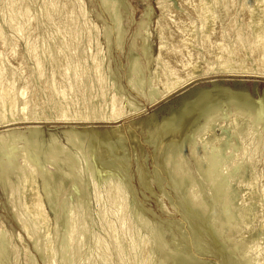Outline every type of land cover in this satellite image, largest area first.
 <instances>
[{
	"label": "bare ground",
	"instance_id": "1",
	"mask_svg": "<svg viewBox=\"0 0 264 264\" xmlns=\"http://www.w3.org/2000/svg\"><path fill=\"white\" fill-rule=\"evenodd\" d=\"M164 1L165 0H158L157 2L161 11L165 9L167 5L166 1V4ZM105 2L106 0L102 3L105 4ZM233 6H237L240 12H245V14L248 15L247 20L243 22L240 19H234L235 17H232V19L229 13L230 8ZM123 8L124 5L122 9ZM218 8H221L222 11H224L222 17L223 19H220L219 17ZM125 12L127 11H123V13ZM143 24V20H141L138 24L141 29ZM217 24L219 26H216ZM114 25H118V27L116 26L117 28L121 27L119 26L120 20L119 24ZM116 27V31L122 29V27L121 29H117ZM99 30L100 27L89 18V13L81 0H0V151L2 149H6L2 146H4L5 143L7 144V141L10 142L9 144L13 143L15 146H13V149L9 150V153L8 150H5L6 153L5 151H1L0 153V157L2 158L1 163L3 162L2 166L4 170H0L4 172V174L0 176V186L5 191V199H7L8 205L11 207L13 221H15L18 227L21 228V232L25 234L28 240L33 243V247L38 249L40 246V251H38L43 255L44 261L42 264H53L55 263L54 261H57V258L56 260L54 259V251L56 249L53 251L55 247H52V243L54 244L55 242H52L53 232L51 229L54 226L56 227L57 224L60 226V223H57L60 219L58 220L55 218L58 221H54V223L51 222L45 209L41 192L46 194L45 192L48 193V190L51 189L58 191L62 189L67 190V188L69 190L77 189L78 191L80 189L81 191L82 189L84 191L86 188H90L92 190L93 200L96 207V216L100 230L103 234L102 237L98 235H91L92 238H88L90 240L86 239L89 243L91 241L90 246L87 243L90 248V255H88L89 257L87 256L88 258L84 254V256L81 255L82 258L86 257V259L84 258L85 260L80 262V264H159L156 260L155 261L157 263H154L152 261L154 260L152 259L153 257L150 256L151 248L149 249V246L151 244L149 245L148 242L150 238L152 239V237L150 235L148 236L149 238L139 236L138 231L134 227L135 225L133 226L130 220L128 208L129 204L127 202V195H125L126 187L120 179L123 174V170L121 167H118L120 166L119 163L118 166H116L105 161L106 158H108L107 154L112 153L114 148L110 146L113 148L111 150V148L107 146L109 148L107 150V148L103 147L102 142V146L95 144L91 150L93 152V159L90 158L89 160V157H86L87 155L84 156L88 150H84L86 153L82 152L84 153V155H82V153H80L82 150H77L81 148H75L76 144L78 145L76 146L79 147L78 143H80V141L78 143L76 142L75 145L73 142L76 140L85 141L93 138L98 139L99 137L103 139L122 138V133L125 130L128 132L130 126H139L141 124L147 125L153 120L154 113L147 114V117L144 119L139 118L135 120V118H133L141 114L147 105H153L162 97H166L183 85L188 84L189 82L193 83L198 79H207V84L196 85L194 90L192 88L195 93L193 94L194 97L192 96L193 100L189 103L187 101H185V103L183 100H185L186 97L182 99V96V101L180 100V102L175 104L177 105V108L174 110L171 108L169 110L171 114H168L170 117L167 115L168 117L164 118L161 124V127L171 130H168L169 132L166 130L168 134L165 141H168L169 144L174 143V141L175 143H178L177 139L179 141L181 139L185 140L189 136L192 127H195V125L199 123V119H201L204 112L202 111L203 113H198L197 111L203 108V110H205L207 107L206 110L208 109L207 112H209L210 115L208 114L209 116L207 115L205 118H202L203 122L201 124L199 123V128L196 125L198 132L195 136H193L194 138H192V141L194 143L196 142L198 147L196 149L188 148L184 153L177 152L176 155L175 153H172L173 149L167 151L166 147L163 150H166L167 153L165 155H161L162 157L164 155V158L163 162L160 164H162V168L166 167V171L172 178V182L175 183V186L177 185L179 187L181 185V181L186 179L183 175L184 169L182 168V170L180 168L179 170L177 169L172 171L169 166V164H171L170 162L172 159L174 161V157L176 158L177 156V162L179 163L182 162L183 159L190 160L194 163L198 179L197 182L194 180L196 185H192V187L189 186L187 193L185 191L184 193L185 197H187L186 200H188L189 206L191 204L193 210H198L193 212H195V214L200 212L199 214L204 215L206 218L207 213H205V206L203 207L205 203L202 204V194L200 195V193H202V189L207 190V198L211 199L207 200H214L215 202V199L213 198V193L215 195V192L212 190L213 186L209 187L201 180L203 175L198 168L200 165L201 167H204V170L206 168V165L204 166L203 162V158L205 157L204 155L222 158V160L230 159L231 163L227 164L225 169H231L233 167L236 169L237 176L234 179L232 177V179L227 182V187L223 186L225 189L227 188V191L226 194H224L225 200H222L224 201L222 202V207L224 206L229 211L231 210L233 212V218L228 227H223V219L218 216L213 217L212 219L210 218V221H208L209 218H207V220L204 218L211 226V231L209 233H214L212 235L215 236V238L213 237L214 241H212V244L217 245L216 247L219 249V247H221L220 245L223 244L221 243L219 245L220 239L227 240V242L231 241V243L233 242V244L238 247L240 257L243 258V260L246 259V263L264 264V183L259 184L260 180L264 181V118H261L263 115H260L259 118L261 119H257V117L255 118V113L253 112L255 109L259 112L264 110V86L259 90L255 83L253 86V92H256L257 96L256 98H252L251 96L248 98L249 102L253 104V109L255 107L253 110L250 108L251 104H249V109L252 110L251 113L253 112L251 116L254 115L253 117L250 118L249 113V116H244L243 111L241 112L240 109L241 106L235 108L237 107L235 104L240 105L241 102L243 104L248 97V93L246 92L248 86L243 84L239 78H264V0H199L197 23H191L190 26H184L182 28V46L174 49V52H176L175 54L178 53L181 56L180 71H182L185 77H180L177 73L178 71L172 68L167 61L160 63L156 59L155 62L157 63L155 68H153L154 70L149 71L150 69L147 68V66L141 65V67L139 66L140 74L134 72L136 68L134 66V61H136L135 58L137 59L138 57H136V51L142 47L144 49V46H148L149 33L145 30L143 31L144 35L141 37L140 43L131 40L132 42L130 41L131 43L127 45V56L128 59L131 60L132 64L129 65L130 67L127 66L128 71L124 80L125 84H122L120 79H118L117 76L116 78L112 72L110 56L114 50L123 52L126 43L122 41L125 39H122L121 37H124L125 35L124 33L121 34L122 36L119 34V37L117 36L118 39H115L117 40L115 43L110 42V40L108 41L109 38L102 42L101 38H99ZM134 34H136V32H134ZM139 34L138 36L140 37ZM166 41L167 40L164 41L160 38L158 48L160 51L165 48ZM14 62L15 65H13ZM135 63H137V61ZM145 71L148 72V76L145 75ZM225 78L230 80L225 81ZM144 86L148 87V92L146 93L142 92ZM157 86H161V90L157 88ZM129 90L139 94L140 97H144L143 99L146 101V105L140 104L139 102L137 103L133 97H131ZM228 95H230L229 100L231 102L234 98H238L241 102L237 100L236 102L238 103H235L233 101V104L235 105L233 109L230 108L231 102L229 101L226 109L220 112L221 109L219 106L222 108V101L223 99H226ZM231 96L236 97L231 99ZM175 101H177V99ZM225 101L226 100H224V102ZM249 102L247 101L243 105L247 107L248 104L246 103ZM220 103L222 105H220ZM161 118L162 117L159 118L160 123ZM254 118L256 120L253 121ZM154 120L156 121V118H154ZM160 123L155 124L158 126ZM176 124H178L179 127ZM174 125H176V127ZM172 128L174 129L173 132ZM176 128H178L177 131L175 130ZM146 129H148V127ZM162 130H160V133ZM156 131L154 132L156 133ZM128 133V136H131L130 132ZM148 133L149 131L147 134ZM155 133H153V135ZM158 134L159 131L155 137L150 133V137L152 135L153 139L154 137L156 138V140H150L152 137L149 139L152 142L154 141L152 144H154L155 141H158L157 138H159V140L162 138V136L157 137ZM147 136L149 137V134ZM191 136L188 138L190 139ZM135 137L131 136V138H129L131 139V147L129 148H131L132 152L135 151V153V149L143 151L140 147L144 143H138L137 137L136 139ZM97 139L96 141H98ZM118 140L119 139H117V141ZM149 140H145V142H147L146 144L149 143ZM20 141H26L28 142L27 144L32 142L34 147L38 144L37 142H39L42 145V149H39L38 151V149L35 150L36 148L34 147L32 149L25 147L30 144L21 146L17 144ZM120 141L122 142V139ZM186 141L184 143H186ZM188 141H191V139ZM119 142L117 144H119ZM35 143L37 144L35 145ZM165 143L162 144V147L166 145ZM114 144H116V141H114ZM125 144L126 143H124V145ZM169 144H167V146ZM122 145L123 144L120 146ZM149 145L151 144L149 143ZM120 146L118 148H120ZM170 146L168 150L171 148ZM122 147L124 148L125 146ZM158 147H160V144ZM172 148L176 149L175 147ZM82 149L84 148L82 147ZM85 149H87V147H85ZM126 149L124 151H126ZM74 150H77V152L80 151L79 154L81 155L75 156L73 153L76 151ZM123 150L121 149L120 151L124 152ZM156 150L158 149L156 148L155 151ZM117 151H119V149L116 151L114 150V152ZM120 151L116 154L120 155V153H122ZM158 152L155 153L158 155ZM161 153L162 152H160V154ZM112 158L115 159L117 157L115 156ZM112 158L110 160H112ZM153 158L155 160L157 156H154ZM206 159L207 158H205V160ZM124 161L123 164L125 163ZM108 162L110 161L108 160ZM127 162L129 161L127 160ZM114 163H117V161ZM173 165L174 164H172V166ZM222 166L224 165H221V167ZM124 167L122 168L124 169ZM181 167L183 166L181 165ZM3 172L0 173L2 174ZM144 173L145 172H139V183L147 187L149 186V183L148 180H146ZM218 175L220 176L221 174L219 173ZM227 175L225 177H227ZM243 176H245L244 180L242 179ZM186 177L188 179L189 176L186 174ZM193 179L194 178L192 177L191 180ZM215 182L217 181L215 180ZM189 183L190 182L188 181V183L185 184L188 185ZM160 184L158 186H160ZM220 187L222 186H219V188L217 187L218 190L221 189ZM238 188L242 189V192H238L240 200L237 208H232L234 202L232 199L237 191H239ZM179 189H181V187ZM57 191L53 192L58 194L59 191ZM67 192L70 191H66V195H68ZM219 192H221V190H219ZM50 193L53 194L52 192ZM184 193L182 194V197H184ZM221 193L223 194L224 192ZM81 194H84V192ZM48 195L50 197V194ZM65 198L67 197L65 196ZM54 199L55 198H50L49 200ZM45 201L46 204H48V201ZM49 202L52 203V201ZM61 202L65 201L62 200ZM214 202L210 203L214 205ZM220 202L221 201H219V203ZM185 203L187 204V202ZM76 204L79 203L76 202ZM71 206L72 205L70 204V207ZM207 207L210 209L209 206ZM222 207L220 206V209L223 210L224 207ZM56 208H58V206ZM77 208H71L68 210V207L67 215L64 214L65 218H62L60 214V221L64 220V223L67 226L64 235L61 234V236L58 232L59 230L57 231V234L63 238V241L60 239L62 242L61 244H64V247L59 244L63 247L59 251L60 255L58 257V261L60 264H67L66 261L70 262V257L72 258L74 256V253L71 252V249L73 251V248L71 247H73V245L78 246L73 244V242L79 241V239L75 238L76 233L79 232L78 228L80 225L85 223L83 221V223L80 224L82 219L80 220L81 214L79 215L78 212L81 209H78L79 211L77 212ZM61 211L64 213L63 210ZM208 212H211L212 214V211L209 210ZM184 215H186V213ZM212 215L215 214L213 213ZM224 215L226 218V214ZM83 216L86 221L85 215ZM188 216L189 213H187V218H190ZM192 217L194 218L193 215ZM141 218L143 219L144 217ZM225 220L226 219H224V221ZM190 222H194V220ZM62 225L64 226V224ZM63 226H61V228H63ZM85 226H87V223ZM84 227L81 230L84 231L82 234L83 239L85 238L83 235L86 230ZM182 231L185 232L184 230ZM207 231L209 230H206V232ZM192 232L194 234V231ZM81 233L82 232H80V234ZM150 233L151 232L148 234ZM55 235L56 232L54 230V236ZM177 235L179 236V234ZM78 236L79 235H77V237ZM164 236L162 234V237ZM216 236H219V238ZM154 237L155 240H157L156 234ZM261 237L262 239L260 240ZM83 239L82 241L85 240ZM180 239L181 237L178 240ZM167 240L170 241V239ZM183 240H185V238H183ZM157 241H155V244L154 242L152 243V246H154V249L151 251L152 254L155 255V250L157 254L160 253L161 257L159 259L162 260L163 264H166L169 257L170 259L175 260L179 254L175 255L174 258L171 256L175 253L169 256V253L165 252V248L162 245H159L161 242L164 244V240L159 244V241ZM8 242L9 238L6 237L5 230L0 228V263L16 264V257H14L15 249L10 248L9 246L11 243H9V245ZM177 242L178 241L175 243ZM81 243L83 242H80V244ZM170 243L171 242H169V246L171 245ZM185 246H183V252H185ZM202 246H200V248H202ZM8 247L10 250H8ZM171 247L173 246L171 245L170 248ZM175 248L176 247L173 249L174 251L178 250H175ZM198 248L199 247H197V249ZM203 249L202 251H204ZM167 250L169 251V249ZM208 252L209 250L207 253H204L208 254ZM170 253H172V251ZM57 254L55 255L57 256ZM63 254L67 256H64ZM76 254H78V252ZM183 254L185 255V253ZM77 256L75 255L76 258ZM65 257H67V260ZM180 257L182 256L177 258ZM187 257L188 256L185 258ZM177 258V261L180 259L182 261V258L184 257L180 259ZM188 258L190 259L191 256ZM184 260L182 262H184ZM186 261L187 260H185V262ZM173 262L174 261L172 260V263Z\"/></svg>",
	"mask_w": 264,
	"mask_h": 264
},
{
	"label": "rangeland",
	"instance_id": "2",
	"mask_svg": "<svg viewBox=\"0 0 264 264\" xmlns=\"http://www.w3.org/2000/svg\"><path fill=\"white\" fill-rule=\"evenodd\" d=\"M104 1L105 0H101V2H100V0H81V2L83 3V5L85 6V8H86V10H87V12L89 13V18L96 24V25H98L99 27H100V30H99V38H101V41L102 42H104V40L105 39H108V41L110 40V42H112V43H115V41H117V40H115V39H118V37H119V34H120V36H122L121 34H123L124 33V37H121L122 39H125V40H122V41H124L125 43H126V45H125V48H124V50H123V52L122 51H117V50H114L113 52H112V54H111V56H110V61H111V65H112V72L114 73V76L116 77H118V79H120V82L122 83V84H125V82H124V80H125V77H126V74H127V71H128V67H130L129 65L130 64H132V62H131V60H129L128 59V56H127V45L129 44V43H131L132 41H134V42H137V43H140V41H141V37H143V35H144V32L143 31H145V30H147L148 31V33H149V38H148V46H144V49H143V47L141 48L140 46H138L139 48H141V49H139V50H137L136 51V53L135 54H137L136 55V57H137V59L135 58V60L137 61V63H135L136 61H134V66L137 68V66H138V68L136 69L135 68V70H134V72L135 73H139L140 72V68H139V66L141 67V65H143V66H147V68H149L150 70L149 71H152V70H154L153 68H155V66H156V63L157 62H155L156 60L157 61H159L160 63L162 62H168L169 63V65L172 67V68H174L176 71H178L177 73L180 75V77H185V75L182 73V71H180V61H181V56H180V54H175L176 52H174V49H176L177 47H179V46H182V44H181V39L183 38V34H182V28L184 27V26H190V24L191 23H194V24H196L197 23V20H198V5H199V0H165L166 1V3H167V5H168V3H169V5L167 6L166 5V8L165 9H163L162 11L159 9V7H158V5H157V2H158V0H106V2H105V4H103L104 3ZM114 1V2H113ZM165 1H164V3H165ZM103 2V3H102ZM106 3H107V5H106ZM165 3V4H166ZM173 3V4H172ZM118 4V5H117ZM101 5V6H100ZM111 5V6H110ZM123 5H124V8L122 9V7H123ZM109 6V7H108ZM122 6V7H121ZM111 7V8H110ZM112 8H115V9H112ZM126 8V9H125ZM180 8V9H179ZM107 9V10H106ZM130 9H131V11H130ZM106 10V11H105ZM167 10V11H166ZM123 11H127V12H125V13H123ZM116 14H115V13ZM145 12V13H144ZM218 12H219V17H220V19H223L222 17H223V14H224V11H222V9L221 8H218ZM130 13H131V17H130ZM147 13V14H146ZM238 13V14H237ZM98 14V15H97ZM119 14V15H118ZM144 14H146V15H144ZM144 15V16H143ZM229 15L231 16V18L233 17H235L234 19H240L241 21H245V20H247V17H248V15L247 14H245V12H243V11H239V8L237 7V6H233V7H231L230 8V13H229ZM99 16V17H98ZM101 16V17H100ZM109 17V18H108ZM112 18H114V19H112ZM232 18V19H233ZM111 19V20H110ZM126 19V20H125ZM119 20H120V25L119 26H121L122 27V29H121V27H119V28H117L118 27V25H114V24H119ZM141 20H143V22H144V24H143V26H142V29L139 27V22L141 21ZM190 20H192V21H190ZM116 21V22H115ZM117 21H118V23H117ZM151 22V23H150ZM196 22V23H195ZM134 23V24H133ZM138 25V26H137ZM109 26V27H108ZM114 26V27H113ZM117 26V27H116ZM216 26H219L218 24L216 25ZM115 27L117 28V29H121V30H117L116 31V29H115ZM137 28H138V30H139V33H138V30H137ZM111 29V30H110ZM114 30H115V33H114ZM119 31H121V32H119ZM123 31H125V32H123ZM108 32H109V34H108ZM119 32V33H118ZM134 32H136V34H134ZM105 33H106V35H105ZM114 33V34H113ZM107 34H108V36H107ZM127 34V35H126ZM138 34L140 35V37L138 36ZM161 34V35H160ZM151 35V36H150ZM110 36V37H109ZM112 36V37H111ZM118 36V37H117ZM134 36V37H133ZM138 36V37H137ZM107 37V38H106ZM116 37V38H115ZM133 37V38H132ZM137 37V38H136ZM160 38H162L164 41L165 40H167L165 43V48L164 49H162L161 51L158 49L159 48V43H160ZM136 39V40H135ZM132 40V41H131ZM131 41V42H130ZM142 49H143V53H142ZM148 49V50H147ZM147 50V51H146ZM122 52V53H121ZM135 52V51H134ZM183 53V52H182ZM126 55V56H125ZM158 56V57H157ZM183 56H185V55H183ZM112 57V58H111ZM186 57V56H185ZM134 58V57H133ZM128 59V60H127ZM156 59V60H155ZM146 60H148V61H146ZM129 62H131V63H129ZM129 63V64H128ZM126 66H125V65ZM178 64V65H177ZM13 65H15V62L13 63ZM123 65H124V67H123ZM137 65V66H136ZM128 66V67H127ZM120 69V70H119ZM139 69V70H138ZM140 74V73H139ZM145 75L146 76H148V72L147 71H145ZM119 76H120V78H119ZM116 77V78H117ZM122 79V80H121ZM225 81H229L230 79H224ZM239 80L243 83V84H245V85H247L248 86V88H247V93H248V97H247V99H246V101H244V103L243 104H245V102H249V96H251L252 98H256V96H257V93L255 92H253V86H254V84L256 83V85L258 86V88H259V90L264 86V78H253V77H245V78H239ZM207 79H198V80H196V81H194L193 83L192 82H189L188 84H185V85H183L182 87H180L179 89H177V90H175L173 93H171L170 95H168V96H166V97H162L161 99H159L157 102H155L153 105H147L146 107H145V109L143 110V112L141 113V114H139L138 116H135V117H133V118H135V120H137V119H139V118H142V119H144V118H146L147 116V114H153V116H154V118H156V121L154 120V118H153V120L155 121H151L149 124H147V125H145V124H141V125H132V126H130V129H129V131L128 132H130V135L131 136H136L137 137V142L138 143H140V144H143V145H141V147H140V149L142 148V150L143 151H141V150H139V149H135L136 150V153H135V151H133L132 152V150H131V148H129V147H131V145H130V142H131V139H129V138H131V136H128V132H126L127 130H125L123 133H122V138H110V139H103V138H101V137H99L97 140L98 141H96V139L95 138H93V139H88V140H85V141H81V140H76V141H74L73 142V144L75 145V143L77 142H79L80 141V143H78L79 144V147H77L76 145H75V148H81V149H77V150H82L81 152L80 151H78L77 152V150H74V151H76V152H71V153H73V154H75V156H80L81 154H79V152L80 153H82V152H84V153H86L85 155H84V153H82V155H84V156H86L89 160H90V158L91 159H93V152L91 151L92 150V148H93V146L95 145V144H98V145H100V146H102L103 145V147H105V148H107V150L109 149V148H111L110 146H112L113 148H114V150L116 151L117 149H119V151L122 149H124L125 147L127 148H125L126 149V151H124V152H122V151H120V152H122V153H120V155H118V154H116V153H118L119 151H117V152H114V150L112 151V153H109V154H107V157L109 158H106V160L105 161H107V163H110V164H112V165H116V166H118V163H119V165L120 166H118L119 168L121 167V169L123 170L122 172H123V174H122V176H121V182L122 183H124V185H125V187H126V191H125V195H127V202H128V208H129V217H130V220H131V222H132V224H133V226L135 227V229L138 231V234H139V236H143L144 238H146V237H148L149 235L152 237V239L150 238V240H149V249H150V256L151 257H153L152 259H154V260H152L154 263H159V264H163V262H162V260H160L159 258L161 257V254L160 253H158L157 254V252H156V250H155V255H153L152 254V249H154V246H152L153 244V242H154V244H155V241H157L158 242V244L161 242V241H163L164 240V244H163V242H161L159 245H162L165 249V252H167V253H169V256H171L173 253H175V254H173L171 257H173L174 258V256L175 255H178L177 257H179V256H182V257H184V258H182V257H180V258H182V261L185 259V260H187L188 261V263H187V261L185 262V260H184V262H182L181 261V259L180 258H177V259H180V260H178V261H180V262H178L177 260H176V258H175V260L174 259H170V257L168 258V261L166 262V264H248V263H246V259H244L243 260V258H241L240 257V252L238 251V247H236V245L235 244H233V242L231 243V241H228L227 242V240H219V245L221 244V243H223V244H221L220 246L221 247H219V249H218V247H216L217 245H214V244H212V241H214V238H215V236L214 235H212V234H214V233H209L210 231H211V226L209 225V223H207L208 221H210L213 217H219V218H221V219H223L222 220V223L224 224V226L223 227H228V225H230L231 224V220H232V218H233V212L230 210H228L227 208H225L224 206V208L222 207V202H224V201H222V200H225V195L224 194H226V191H227V188L225 189L224 187H227V185H228V183L227 182H229L230 181V179H232V177H233V179L234 178H236V176H237V172H236V169H234L233 167L231 168V169H225V166H227V164H230L231 163V161H230V159H223L222 160V158H216V157H213V156H207V155H204L205 157L203 158L204 160H203V162H204V166L206 167L205 168V170L203 169L204 167L202 166L201 167V165H200V167L198 168L200 171H201V173H202V175H203V179H205V180H203L202 178H201V180L204 182V184H207L209 187H212L213 186V188H212V190L215 192V195H214V193H213V198L215 199V202H214V200L213 201H208V200H211V199H208L207 197V190H205V189H202L203 191H201L202 193H200V195H201V200L203 201L202 202V204L203 203H205L204 205H203V207H204V209L206 210L205 211V213H207L206 214V218L204 217V215H200L199 213L200 212H197L198 214H195V212L196 211H198V210H193V208L191 207V204H190V206H189V204H188V200H186V198L187 197H185V193H184V191L187 193V189H189V186L190 187H192V185L194 186V185H196V183H195V181L197 182V171L195 170L196 168H195V165H194V163H192V161H190V160H186V159H183L182 160V162H177V160H178V158H177V156H176V158L174 157V161H173V159H172V161L170 162L171 164H169V166H170V169H172V171H174V170H179L180 168L182 169H184V178H186L185 180H183V181H181V185L178 187L177 185L175 186V183L174 182H172V178L169 176V174H168V172L166 171V167H164V168H162V164H160L161 162H163V158H164V155L167 153V151H170L171 149H173V152L172 153H175V155L177 154V152L178 153H181V152H185V151H187V149L188 148H191V149H196L197 147H198V144L195 142H193L192 140V138H194L193 136H195L196 134H197V132H198V128H199V123L201 124L203 121H202V118H205L208 114L210 115V113L209 112H207L208 111V109L206 110V108H205V110H203V109H199V111H197L198 113H201L202 111L205 113H203L202 114V116H201V119H199L200 121H199V123H197L196 125L198 126V128H197V126L195 125V127H192V130L190 131V133H189V136H191V141H188V140H190L188 137L184 140V139H181L180 141L177 139V142L178 143H175V141H174V143H171V141H170V143L172 144H169V142L168 141H165L166 140V138H167V134H168V132L169 131H171L170 129H165L164 127H161V124H162V120L164 119V118H166V117H168L171 113H170V109L172 108L173 110L174 109H176L177 108V105H175V104H177L178 102H180V100L182 101V99H184L185 97V100H183L184 102L185 101H187L188 103L189 102H191L192 100H193V94L195 93V91H193L194 90V88H195V86L196 85H203V84H207ZM226 83H228V82H226ZM144 89H142V92H144V93H146V92H148V87H143ZM157 88H159L160 90H161V86H157ZM192 88H193V90H192ZM146 89H147V91H146ZM129 92H130V95H131V97H133V99L138 103H140V104H145V100L143 99L144 97H140L139 96V94H137V93H135V92H132L131 90H129ZM188 92V93H187ZM190 93H191V95H190ZM253 93H254V95H253ZM139 97H138V96ZM191 97H190V96ZM183 96V97H182ZM193 96V97H192ZM138 97V98H137ZM181 97H182V99H181ZM230 97V95H228V99L226 98V99H223V101L222 100H220V101H222V103H223V105L220 103V105H222V108H221V106H219L220 107V112H222V111H224L225 109H226V106H228V104H229V98ZM234 97H236V96H234ZM233 96H231V99H233L234 98ZM177 99V101H175ZM191 99V100H190ZM235 99V98H234ZM233 99V101L235 102V103H238V102H236L237 100L239 101V99L238 98H236L235 100ZM179 100V101H178ZM189 100V101H188ZM224 100H226V101H228V102H224ZM231 102L230 104H231V106H230V108H233L234 109V107H235V105L237 106V107H235V108H238V106L240 107L241 106V112L243 111V115L245 116H249L248 115V113L250 114V118L251 117H253V116H251L252 115V113L254 112L255 113V118L257 117V119H263L264 118V110L262 111V112H259V111H257L256 109H255V107H254V109H253V104L252 103H246V104H248L247 105V107L245 106V105H243L242 104V102L241 101H239V102H241V104L243 105V107H242V105L240 104H233L234 102ZM186 103V102H185ZM213 103V102H212ZM218 103H219V101H218ZM228 103V104H227ZM225 104V105H224ZM249 104H251V106H250V108H252L254 111L251 113V109H249ZM146 105V104H145ZM215 105V104H214ZM167 106H168V108H167ZM170 107V108H169ZM164 110H163V109ZM166 108V109H165ZM249 110H248V109ZM246 109V110H245ZM162 110V111H161ZM168 112H167V111ZM161 111V112H160ZM164 111V112H163ZM172 111V110H171ZM155 112H157V113H155ZM170 113V114H169ZM157 114V115H156ZM165 114V115H164ZM169 114V115H168ZM168 115V116H167ZM208 115V116H209ZM258 115V116H257ZM260 115H263V116H261V118H259L260 117ZM152 116V117H153ZM162 117L161 118V123H160V117ZM217 116V115H216ZM170 117V116H169ZM218 117V116H217ZM253 119V121L254 120H256V119ZM220 119V118H219ZM204 120V119H203ZM125 122H127V121H125ZM124 122V123H125ZM160 123V125H158L157 126V124H159ZM155 123H157V124H155ZM155 124V125H154ZM152 125V126H151ZM177 126H178V124H176ZM176 125H174L175 127H176ZM145 126V127H144ZM151 128H150V127ZM148 127V129H146ZM161 127V128H160ZM175 127H173V128H175ZM179 127V126H178ZM155 128V129H154ZM156 128H157V131H156ZM162 128H163V130H162ZM172 128V129H173ZM133 129V130H132ZM149 129H151V130H149ZM153 129H154V131H156V133L153 131ZM158 129H160V130H162L161 131V133H160V130H158ZM177 129L178 128H176L175 130L177 131ZM166 132H165V131ZM135 131V132H134ZM149 131V137L147 136L148 134H147V132ZM151 131V132H150ZM159 131V134H158V136L157 137H159V136H162V138L164 139V141H163V139L161 140V142H160V140H159V138H157V142L155 141V143H156V145H155V143L154 144H152L153 142L152 141H150V140H156V135H157V132ZM174 131V129L172 130V132ZM175 131V132H176ZM195 131V132H194ZM128 133V134H127ZM150 133L153 135V133H155L153 136H155L154 137V139H153V136L151 135V137H152V139H150L151 137H150ZM147 134V135H146ZM161 134V135H160ZM125 137H126V139H125ZM136 137H135V139H136ZM145 137H146V139H145ZM101 141H100V140ZM117 139H119L118 141H117ZM122 139V142H124V143H126L125 145H124V143H122L120 140ZM126 141V140H128V141H124V140ZM150 139V140H149ZM103 140H104V142H103ZM112 140H114V141H116V144H114V141H111ZM145 140L146 141H148L149 140V143L151 144V145H149V143L148 144H146L147 142H145ZM188 142H187V141ZM110 141V142H109ZM120 141V142H119ZM186 141V143H184ZM26 142V141H25ZM24 141H20V142H18L17 144H19V145H21V146H25L28 142H26L25 143ZM101 142H102V145H101ZM119 142V144L121 143V144H123L122 146H125L124 148L122 147V146H120L119 144H117ZM128 142V143H127ZM158 142H159V144H160V147H158L159 146V144H158ZM166 144L164 147H162V144H164V143ZM173 142V141H172ZM190 142V143H189ZM10 142L9 141H7V144L5 143V147L4 146H2L6 151L8 150V153L10 152L9 150L10 149H13L15 146H14V144L13 143H11V144H13V145H11V144H9ZM23 145H22V144ZM25 143V144H24ZM38 143V144H37ZM37 143H35V147L32 145L33 143L32 142H29V144H27V145H29V146H25V147H29V148H36L35 150H37L38 149V151H39V149L41 150L42 149V145L39 143V142H37ZM83 143V144H82ZM110 143V144H109ZM194 143V144H193ZM9 144V145H8ZM40 144V145H39ZM89 144V145H88ZM105 144H106V146H105ZM113 144H114V146H113ZM157 144H158V146H157ZM167 144H169L168 146H167ZM176 144H177V147H176ZM179 144V145H178ZM11 145V146H10ZM128 145V146H127ZM130 145V146H129ZM153 145V146H152ZM171 145V146H170ZM9 146H10V148H9ZM14 146V147H13ZM31 146V147H30ZM40 146H41V148H40ZM92 146V147H91ZM109 148H108V147ZM120 146V148H118ZM169 146L171 147L169 150H168V148H169ZM38 147V148H37ZM82 147L84 148V149H82ZM85 147H87V149H85ZM116 147H117V149H116ZM167 147V151L165 150H163L164 148H166ZM172 147H175L176 149H174V148H172ZM8 148V149H7ZM113 148H111V150L113 149ZM153 148H157L158 150H159V152H158V150H156L155 151V149H153ZM182 148V149H181ZM90 149V150H89ZM181 149V150H180ZM233 149V148H232ZM232 149H231V151H232ZM5 150H1V151H5ZM86 150H88V151H85ZM130 150V151H129ZM179 150V151H178ZM233 150H235V149H233ZM1 151H0V153H1ZM6 151H5V153H6ZM141 151V152H140ZM164 151V152H163ZM115 154H114V153ZM155 152H158V155H157V153H155ZM160 152H162L161 154H160ZM76 153H77V155H76ZM125 153V154H124ZM134 153V154H133ZM113 154V155H112ZM123 154V155H122ZM156 154V155H155ZM162 154H164L163 155V157L161 156ZM171 154V153H170ZM91 155V156H90ZM118 155V156H117ZM146 155V156H145ZM174 155V154H173ZM1 156V155H0ZM74 156V157H75ZM117 157V158H112V157ZM121 156V157H120ZM140 156H142V157H140ZM156 157L157 156V158H155V160H157V159H160V160H157V161H155L154 160V158L153 157ZM159 156V157H158ZM162 158H161V157ZM112 158V160H110ZM119 158V159H118ZM205 158H207L206 160H205ZM113 159H114V161H113ZM118 159V160H117ZM126 160V161H124V160ZM146 159V160H145ZM210 159V160H209ZM213 159V160H212ZM108 160L110 161V162H108ZM122 160V161H121ZM127 160L129 161V162H127ZM142 160V161H141ZM145 160V161H144ZM1 161H2V158L0 157V170H3V166H2V163H1ZM94 161V160H93ZM117 161V163H114V162H116ZM123 161L125 162L124 164H123ZM176 161V162H175ZM215 161V162H214ZM223 161V162H222ZM233 161H234V159H233ZM174 162V163H173ZM228 162V163H227ZM155 163H157V164H155ZM178 164V165H176V164ZM183 163V164H182ZM206 163V164H205ZM208 163V164H207ZM129 164V165H128ZM142 164V165H141ZM160 164V165H159ZM172 164H174L173 166H172ZM215 164V165H214ZM125 167H124V166ZM181 165L183 166V167H181ZM209 165V166H208ZM221 165H224V166H222L221 167ZM139 166H140V168H139ZM210 166H212V167H210ZM2 167V168H1ZM122 167H124V169L122 168ZM177 167V168H176ZM209 169H208V168ZM216 167H218V168H216ZM126 168V169H125ZM175 168V169H174ZM211 168V169H210ZM223 168H224V171H223ZM129 169V170H128ZM142 169H143V171H142ZM182 169V170H183ZM187 171H186V170ZM197 169V170H198ZM126 170V171H125ZM141 170V171H140ZM181 170V171H182ZM228 170H230V171H228ZM232 170V171H231ZM4 171V170H3ZM3 171H0V172H3ZM219 171V172H218ZM221 171V172H220ZM225 172V173H223V172ZM228 171V172H227ZM139 172H145L144 173V176H145V178H146V180H148V183H149V186H143V185H141L140 183H139ZM189 173V175H188V173ZM204 172V173H203ZM207 172V173H206ZM233 172V173H232ZM236 172V173H235ZM137 173V174H136ZM206 173V174H205ZM221 174L220 176L218 175V174ZM227 173H228V175H227ZM4 174V172L1 174L0 173V176L1 175H3ZM155 174V175H154ZM186 174H187V176H189L188 177V179H187V177H186ZM223 174V175H222ZM229 174H230V176H229ZM235 174V175H234ZM128 175V176H127ZM146 175H147V177H146ZM208 175H209V177H208ZM227 175V177H225ZM150 176V177H149ZM191 176V177H190ZM219 176V177H218ZM169 177V178H168ZM192 177L194 178L193 180H191L192 179ZM211 177V178H210ZM219 179H218V178ZM247 177V176H246ZM161 178V179H160ZM218 180H217V179ZM228 178V179H227ZM169 179H171V180H169ZM218 182H215V180ZM243 180L245 179V176H243V178H242ZM159 180V181H158ZM195 180V181H194ZM156 181V182H155ZM162 181V182H161ZM185 181H187V182H185ZM188 181L190 182L188 185H186L187 183H188ZM194 181V182H193ZM207 183H206V182ZM128 182H129V184H128ZM127 183V184H126ZM161 183V184H160ZM184 183V184H183ZM186 183V184H185ZM194 183V184H193ZM211 185H210V184ZM214 183V184H213ZM261 183H264V181H262V180H260V183L259 184H261ZM160 184V186H158ZM173 184V185H172ZM215 184H216V187H215ZM127 185V186H126ZM168 185V186H167ZM219 186H224L223 188L222 187H220L221 189H219V190H221V192H224L223 194L221 193V192H219V190H218V188H219ZM168 187V188H167ZM181 187V189H179ZM188 187V188H187ZM218 187V188H217ZM176 188V189H175ZM217 189V190H216ZM224 189H225V191H224ZM53 189H51V190H48V193L47 192H45L46 194H43L42 192H41V195H42V198H43V200H44V206H45V209H46V211H47V213H48V215H49V217H50V220H51V222L52 223H54V221H58L59 219L61 220V217L63 218H65V215H67V211L68 210H70L71 208L73 209V208H77V212L79 213V215L81 214V216H80V220H81V223L80 224H82L83 223V221L85 222L84 224H82V225H80V227L78 228L79 230V232L78 233H76V239H79V241H74L73 242V244H75V245H78V246H74L73 244V247H71V248H73V251H72V249H71V252L72 253H74V256L71 258L70 257V262L69 261H66L67 262V264L69 263H71V261H72V263L71 264H80V262H82L83 260H85L86 259V257L88 256V255H90V248H89V246H90V244H91V241H90V243H89V241L88 240H90L91 238H92V236L93 235H98V236H103V234H102V232H101V230H100V226H99V224H98V220H97V216H96V207H95V204H94V200H93V194H92V190L90 189V188H86V189H84V191H83V189H82V191L84 192V194H81V193H83L82 191H81V189L78 191L77 189H68L67 188V190L66 189H62V190H53V191H57L58 192V194L56 193V192H53L52 191ZM77 190V191H76ZM125 190V189H124ZM163 190V191H162ZM238 190L239 191H237V193L235 194V196H234V198L232 199L233 201V206H232V208H237V205H238V203H239V198L240 197H238L239 195V193L238 192H242V189L241 188H238ZM52 192L53 194H51L50 192ZM62 191V192H61ZM66 191H70V192H67L68 193V195H66ZM181 191V192H180ZM3 192V193H2ZM77 192V193H76ZM79 192H80V194H79ZM180 192V193H179ZM216 192H218V193H216ZM56 195H55V194ZM64 193V194H63ZM128 193V194H127ZM149 193V194H148ZM151 193V194H150ZM184 193V197H182L183 194ZM48 194H50V197H49V195ZM60 194H61V196H60ZM63 194V195H62ZM70 194V195H69ZM181 194V195H180ZM218 194V196L216 197V195ZM222 194V195H221ZM4 197H3V196ZM77 195V196H76ZM80 195V196H79ZM84 195V196H83ZM165 195V196H164ZM47 197L46 199H44L45 197ZM53 196V197H52ZM65 196L67 197V198H65ZM175 196V197H174ZM186 196H187V194H186ZM221 196V197H220ZM61 197V198H60ZM168 197V198H167ZM218 197H220V198H218ZM6 198V196H5V191L3 190V188H1V186H0V228H2L3 230H5V233H6V237H8L9 238V242H8V244L9 243H11V245L9 246L10 248H14L15 249V253H14V257H16V264H42L43 263V261H44V259H43V255L41 254V252L39 253V251H40V246H39V248H38V246H37V248L38 249H36L35 247H33L34 245H32L33 243L30 241V240H28V238L25 236V234L23 233V232H21V228L20 227H18V225L15 223V221H13V217H12V211H11V207L8 205V202H7V199H5ZM50 198H55L54 200H49ZM63 198V199H62ZM165 198V199H164ZM216 198H217V200H216ZM223 198V199H222ZM65 199V200H64ZM169 201H168V200ZM184 199V200H183ZM204 199V200H203ZM208 199V200H207ZM45 200H49V201H52V203L55 205H53L51 202H47L48 204H46V201ZM58 200V201H57ZM65 201V202H61V201ZM183 200V201H182ZM186 200V201H185ZM55 201V202H54ZM159 201H160V203H159ZM187 202V204L185 203V202ZM205 201V202H204ZM219 201H221L220 203H219ZM58 202V203H57ZM76 202L77 203H79V204H76ZM210 202H214V205L212 204V203H210ZM237 202V203H236ZM7 203V204H6ZM177 203V204H176ZM178 203H179V205H178ZM236 203V204H235ZM70 204L72 205L71 207H70ZM76 204V205H75ZM183 204V205H182ZM207 204V205H206ZM208 204H210V205H208ZM215 204H216V206H215ZM221 204V205H220ZM49 205V206H48ZM52 205V206H51ZM137 205V206H136ZM9 208H8V207ZM58 206V208H56ZM66 207V208H64V207ZM75 206V207H74ZM180 206V207H179ZM189 206V207H188ZM207 206H209L210 207V209L207 207ZM212 206V207H211ZM220 206L223 208V210L222 209H220ZM50 207V208H49ZM53 207H55V208H53ZM69 207V209L67 210V208ZM162 207V208H161ZM51 208H53V209H51ZM60 208H63V209H60ZM84 208V209H83ZM189 208H190V210H189ZM207 208V209H206ZM8 209V210H7ZM51 209V210H50ZM79 209V210H78ZM143 209H144V211H143ZM58 210V211H57ZM61 210H63L64 211V213H62V211ZM86 210V211H85ZM181 210H182V212H181ZM184 210V211H183ZM186 210V211H185ZM212 211V214L214 213L215 215H212L211 214V212L209 213L208 211ZM230 212H228V211ZM3 211V212H2ZM57 211V212H56ZM66 211V212H65ZM141 211V212H140ZM149 211V212H148ZM193 211H195V212H193ZM223 211V212H222ZM226 211V212H225ZM81 212V213H80ZM88 212V213H87ZM148 212V213H147ZM192 212V213H191ZM221 212V213H220ZM181 213H182V215H181ZM186 213V215H184ZM187 213H189V216L188 217H190V218H187ZM209 213V214H208ZM229 213V214H228ZM52 214H54V215H52ZM56 214V215H55ZM60 214H61V217H60ZM63 214V215H62ZM65 214V215H64ZM88 214H89V216H88ZM140 216H139V215ZM190 214H191V216H190ZM211 214V215H210ZM224 214H226V218H225V215ZM227 214H228V216H227ZM83 215H85V217H86V221H85V218H84V216ZM151 215V216H150ZM192 215L194 216V218L192 217ZM210 215V216H209ZM223 215V216H222ZM54 216V217H53ZM56 216V217H55ZM139 216V217H138ZM212 216V217H211ZM88 217V218H87ZM141 217H144L143 219L141 218ZM199 217H201V218H199ZM55 218H57V219H55ZM186 220H185V219ZM198 218V219H197ZM207 220V218H209V220L206 222V220ZM211 218V219H210ZM89 219V220H88ZM142 221H141V220ZM144 219H146V220H144ZM188 219V220H187ZM204 219V220H203ZM224 219H226L225 221H224ZM58 221L57 223H60V226H59V224H57L56 225V227L54 226H52L53 228L51 229V231L53 232V240H52V242H55L54 244L52 243V247L54 248L53 249V251H54V259L56 260V258H57V261H58V257H59V251L64 247V244H61L62 242H61V240L63 241V238H61V236L62 235H64L65 234V231H66V224L64 223V220L63 221ZM194 220V222H190V221H193ZM90 221V222H89ZM92 221V222H91ZM145 221H146V223H145ZM149 221V222H148ZM161 221V222H160ZM166 221H167V223H166ZM172 221V222H171ZM177 221V222H176ZM188 221V222H187ZM196 221V222H195ZM198 221V222H197ZM62 222V223H61ZM138 222H140V223H138ZM142 222H144V223H142ZM147 222H148V224H147ZM154 222V223H153ZM174 222H176V223H174ZM190 222V223H189ZM228 222V223H227ZM86 223H87V226H85L86 225ZM91 223V224H90ZM157 223V224H156ZM170 223V224H169ZM172 223H173V225H172ZM203 223V224H202ZM226 223V224H225ZM62 224H64V226L62 225ZM159 224V225H158ZM188 224V225H187ZM191 226H190V225ZM197 224V225H196ZM85 227H84V226ZM88 225H89V228H88ZM142 225V226H141ZM153 227H152V226ZM156 225V226H155ZM160 225H161V227H160ZM171 225V226H170ZM175 225H176V227H175ZM201 225V226H200ZM59 226V227H58ZM61 226H63V228H64V231H63V228H61ZM84 227V229L86 228V230L87 229H89V230H85V236L83 235V237H85L84 239L86 240V239H88V238H90V239H88V240H84L83 238H82V234L84 233V231H81L82 230V228ZM166 226V227H165ZM182 226V227H181ZM187 226H189V227H187ZM57 227H58V229H57ZM157 227H158V230H157ZM163 227V228H162ZM178 227V228H177ZM191 227V228H190ZM200 227V228H199ZM207 227V228H206ZM55 228V229H54ZM60 228V229H59ZM153 228H154V230H153ZM160 228V229H159ZM162 228V229H161ZM176 228V229H175ZM183 228V229H182ZM83 229V230H84ZM168 229V230H167ZM169 229H171V230H169ZM178 229V230H177ZM190 229V230H189ZM196 229V230H195ZM209 230V231H207L206 232V230ZM54 230H55V232H56V235L54 236ZM59 230V231H58ZM62 232H61V231ZM148 230V231H147ZM161 230V231H160ZM182 230H184L185 232H183ZM57 231L59 232V234L61 235H59V234H57ZM89 231V232H88ZM147 231V232H146ZM157 232V233H154V232ZM160 231V232H159ZM192 231H194V234H193V232ZM61 232V233H60ZM80 232H82L81 234H80ZM87 232H88V234H87ZM94 232V233H93ZM149 232H151L150 234H148ZM161 233V234H159V233ZM166 232V233H165ZM172 232V233H171ZM183 232V233H182ZM23 233V234H22ZM89 233H91V234H89ZM154 233V234H153ZM168 233V234H167ZM190 233H192V234H190ZM201 233V234H200ZM156 234V236H157V240H155V237H154V235ZM159 234V235H158ZM162 234H163V236L164 235H166V236H164V237H162ZM177 234H179V236L177 235ZM206 234V235H205ZM209 234V235H208ZM8 235V236H7ZM18 235H19V237H18ZM77 235H79L78 237H77ZM81 235V236H80ZM92 235V236H91ZM169 235V236H168ZM173 237H172V236ZM183 235H184V237H183ZM186 235V236H185ZM197 235V236H196ZM208 235V236H207ZM216 235V234H215ZM86 236H87V238H86ZM158 236H160V237H158ZM200 236V237H199ZM55 237V238H54ZM80 237V238H79ZM181 237V239L180 240H183V238H185V240H183V241H180V240H178L179 238ZM194 237H196V238H194ZM214 237V238H213ZM217 237V236H216ZM11 238V239H10ZM20 238H21V240H20ZM149 238V237H148ZM159 238V239H158ZM162 240H161V239ZM164 238V239H163ZM174 238H175V242L176 241H178L177 243H175L174 242ZM217 238H219V236L217 237ZM61 239V240H60ZM82 239L84 240V241H82ZM167 239H170V241L169 240H167ZM189 240V242H188V240ZM201 239V240H200ZM262 239V237L260 238V240ZM75 240V239H74ZM166 240V241H165ZM172 240V241H171ZM194 240V241H193ZM196 240H197V242H196ZM203 240V241H202ZM185 241V242H184ZM201 241V242H200ZM60 242V243H59ZM76 242V243H75ZM79 242V243H78ZM80 242H83V243H81V244H83V245H81L80 244ZM169 242H171L170 244L173 246V247H171L170 248V246H169ZM173 242V243H172ZM182 242H184V243H182ZM195 242V243H194ZM78 243V244H77ZM87 243H88V245H87ZM188 243V244H187ZM198 243H200V244H198ZM211 243V244H210ZM59 244H61V245H63V247L61 246V245H59ZM169 246V248H168V246ZM185 244H186V246H187V248H186V246H185ZM195 244V245H194ZM196 244H197V246H196ZM207 244V245H206ZM230 244H232V245H230ZM80 245V246H79ZM178 245V246H177ZM179 245H181V246H179ZM185 246L184 247V251L185 252H183L182 250H183V246ZM199 245V246H198ZM203 245V246H202ZM213 245V246H212ZM223 245V246H222ZM226 245V246H225ZM234 245V246H233ZM59 246H61V247H59ZM85 246V247H84ZM167 246V247H166ZM193 246V247H192ZM194 246H196V247H194ZM200 246H202V248H200ZM8 247V250H10V248ZM57 247V248H56ZM79 247V248H78ZM85 248V249H83V248ZM174 247H176L175 248V250L176 249H178V250H176V251H174L173 249H174ZM178 247V248H177ZM180 247V248H179ZM197 247H199L198 249H197ZM203 247H204V249H203ZM215 247V248H214ZM227 247V248H226ZM235 247H236V250H235ZM82 250H81V249ZM194 248H195V250H194ZM27 249V250H26ZM74 249H76V250H74ZM167 249H169V251L171 252L172 251V253H170ZM180 249V250H179ZM197 249V250H196ZM202 249L204 250V251H202ZM215 249V250H214ZM39 250V251H38ZM79 250V251H78ZM81 250V251H80ZM85 250V251H84ZM199 250V251H198ZM206 250V251H205ZM209 250V252H208V254H206L207 253V251ZM225 250H228V251H225ZM234 250V251H233ZM75 251V252H74ZM86 251H87V253H88V251H89V253L87 254L86 253ZM174 251V252H173ZM190 252V253H187V252ZM202 251V252H201ZM234 253H232V252ZM237 251V252H236ZM57 252H58V254H57ZM78 252V254H76ZM79 252H80V255H79ZM178 252H180V253H178ZM204 252H206V253H204ZM214 252V253H213ZM216 252V253H215ZM227 252H229V253H227ZM236 252V253H235ZM37 253V254H36ZM71 253V254H72ZM177 253V254H176ZM183 253H185V255L183 254ZM42 256H41V255ZM55 254H57V256L55 255ZM86 255V257H83L82 258V256L81 255ZM211 254V255H210ZM18 255V256H17ZM39 255V256H38ZM64 255V254H63ZM75 255L77 256V258H79V259H77L76 257H75ZM83 255V256H84ZM160 255V256H159ZM64 256H67V255H64ZM72 256V255H71ZM156 256V257H155ZM186 256H188V257H190L191 256V260L187 257V258H185ZM214 256V257H213ZM240 258H239V257ZM43 259H41V258ZM75 257V258H74ZM89 257V256H88ZM87 257V258H88ZM17 258H18V260H17ZM85 258V259H84ZM62 259V258H61ZM65 259L67 260V257H65ZM74 261H73V260ZM82 259V260H81ZM160 260V261H158V260ZM63 260V259H62ZM77 260H78V262H77ZM80 260V261H79ZM157 262H156V261ZM171 260V261H170ZM172 260L174 261L173 263H172ZM57 261H54L55 263H58V264H60L59 263V261L57 262ZM175 261H176V263H175ZM232 261V262H231ZM77 262V263H76ZM160 262H162V263H160ZM237 262V263H236ZM55 263H53V264H55ZM1 264V263H0Z\"/></svg>",
	"mask_w": 264,
	"mask_h": 264
}]
</instances>
